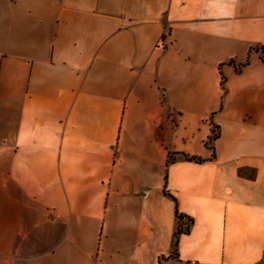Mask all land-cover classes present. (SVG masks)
Here are the masks:
<instances>
[{
    "label": "crops",
    "instance_id": "0c3cea01",
    "mask_svg": "<svg viewBox=\"0 0 264 264\" xmlns=\"http://www.w3.org/2000/svg\"><path fill=\"white\" fill-rule=\"evenodd\" d=\"M263 56L264 0H0V264H264Z\"/></svg>",
    "mask_w": 264,
    "mask_h": 264
},
{
    "label": "trees",
    "instance_id": "16d2710c",
    "mask_svg": "<svg viewBox=\"0 0 264 264\" xmlns=\"http://www.w3.org/2000/svg\"><path fill=\"white\" fill-rule=\"evenodd\" d=\"M262 60L264 62V56L262 57ZM219 137V134H214L210 139H209V143H212L214 140H216ZM175 155L171 154V156L169 157V164L173 163L175 161ZM186 161H190V162H197V163H201L202 160L199 158H194V157H190L188 155H181ZM170 196V195H169ZM176 218H177V223H176V230L174 233V237H173V255H176L177 252V248H178V241L181 235L183 234H189L191 226L193 225V220L192 219H186L184 218L183 215H180L178 212L176 213Z\"/></svg>",
    "mask_w": 264,
    "mask_h": 264
},
{
    "label": "built area",
    "instance_id": "2783aa9c",
    "mask_svg": "<svg viewBox=\"0 0 264 264\" xmlns=\"http://www.w3.org/2000/svg\"><path fill=\"white\" fill-rule=\"evenodd\" d=\"M165 37H166V35H165ZM162 47H164V46H166L167 45V40H166V38L165 39H163L162 41H161V44H160ZM188 264H199L197 261H190Z\"/></svg>",
    "mask_w": 264,
    "mask_h": 264
}]
</instances>
